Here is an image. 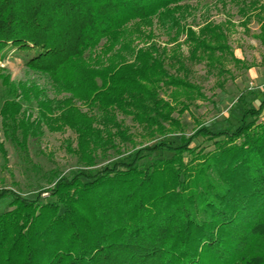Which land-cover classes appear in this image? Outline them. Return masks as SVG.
Listing matches in <instances>:
<instances>
[{
  "label": "trees",
  "instance_id": "1",
  "mask_svg": "<svg viewBox=\"0 0 264 264\" xmlns=\"http://www.w3.org/2000/svg\"><path fill=\"white\" fill-rule=\"evenodd\" d=\"M198 1L0 0V131L27 152L45 129L69 130L80 165L52 171L34 199L0 190L12 199L0 214V264H264V100L235 130L200 124L178 145L168 139L206 99L187 63L222 76L241 64L224 25L187 24ZM238 1L248 22L256 12L264 44V6ZM11 50L50 78L56 98L4 75ZM120 116L153 142L99 169L135 145ZM200 138L214 150L192 147Z\"/></svg>",
  "mask_w": 264,
  "mask_h": 264
},
{
  "label": "rangeland",
  "instance_id": "2",
  "mask_svg": "<svg viewBox=\"0 0 264 264\" xmlns=\"http://www.w3.org/2000/svg\"><path fill=\"white\" fill-rule=\"evenodd\" d=\"M251 1L247 0L246 4L249 5ZM257 2L260 7L264 6V0H257ZM193 5L198 6V12L187 24L202 25L205 22H211L224 25L234 56L241 64L227 63L226 72L222 76L218 71L209 73L205 65L187 63L192 72L191 81L202 88L206 99L196 101L190 110L181 116L183 133L168 135L169 141L175 145L180 143L183 135L190 138L200 124L213 132L235 130L244 113L257 109L264 100V92L256 88L264 82V44L261 40V23L256 18V12L248 11L247 16L252 18L248 22L240 13L244 3L238 0H199ZM155 31L156 41L165 44L168 40L167 36L158 28ZM184 40L182 39L181 42L183 43ZM182 50L185 58H188V47L183 46ZM20 54L11 50L1 64L4 75L9 76L16 83L34 84L45 89L51 99L56 98L50 78L28 69ZM247 66L253 68L247 70L245 68ZM120 119L130 128L135 145L123 146L120 154L109 152L107 157L98 160L97 168L99 169L110 163L128 159L136 150L153 142V139L138 128L131 119L122 116ZM261 122H264V113ZM163 139L164 137H158V140ZM0 141L4 143L6 152L5 155L0 152V190L11 189L26 198L34 199L38 191L49 187L48 178L52 171L68 176L80 167L76 156L69 151L70 146L72 149L77 147V137L69 130L63 133H52L45 129L40 139L29 141L27 152L6 142L1 131ZM195 146L199 149L204 148L207 152L215 148L213 142L202 138L194 141L192 147ZM11 200L0 201V214L11 210Z\"/></svg>",
  "mask_w": 264,
  "mask_h": 264
},
{
  "label": "built area",
  "instance_id": "3",
  "mask_svg": "<svg viewBox=\"0 0 264 264\" xmlns=\"http://www.w3.org/2000/svg\"><path fill=\"white\" fill-rule=\"evenodd\" d=\"M258 90H260L261 92H264V82L260 83L258 87H256Z\"/></svg>",
  "mask_w": 264,
  "mask_h": 264
}]
</instances>
